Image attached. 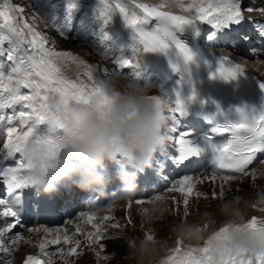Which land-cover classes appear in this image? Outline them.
<instances>
[{
  "label": "snow or ice",
  "instance_id": "obj_1",
  "mask_svg": "<svg viewBox=\"0 0 264 264\" xmlns=\"http://www.w3.org/2000/svg\"><path fill=\"white\" fill-rule=\"evenodd\" d=\"M100 3L102 7L99 9V13L105 22L110 19L115 8L124 16L125 21L130 26H135L145 17H159L177 26L200 21L210 23L216 28L239 25L245 19L242 14V0H193V3L187 5V7L177 2L174 6L179 7L185 13H189L188 16L172 15L167 11H157L155 7L150 8L147 4L136 3V7L143 13L142 16H138L129 14L119 3H115L114 8L107 4L105 0H100ZM251 10L249 8V11ZM259 10L264 13V8ZM16 12L22 14L24 10L23 8L9 7L7 4L0 8V42L9 39L10 36H15L28 44L27 54L15 61L11 72L7 75L0 74V125H3L2 131L6 134L3 147H0V165H3L5 161L14 159L17 154L20 156L24 144L33 137L32 121H48L59 126L61 113L70 110V101L86 104L96 95L95 86L91 83L92 70L90 64H85L82 60L76 61L82 66L83 71L81 74L90 83H86L82 79L67 78L62 71L61 62L68 54L54 52L47 48L45 45L48 41L45 37L31 25L25 23L22 15H15ZM256 23L259 25L258 34L264 36V22ZM139 42L145 52H163L171 42L175 44L178 52L186 59L192 58L190 50L184 45L173 41L168 32H161L160 34L141 32ZM262 54H264V51H262ZM223 59L227 61L228 58L223 57ZM123 63L129 65L131 62L124 61ZM218 71L225 79H230L235 78L238 73H242L243 67L240 64H235L230 68H226L222 63ZM259 86L264 90V83ZM150 99L156 98L150 97ZM191 99H195V96L193 95ZM110 103L111 101L105 97L97 101L96 106L98 109H102ZM177 105H182V101L178 99ZM17 106H19V111L16 110ZM5 109H11L12 113L10 115L5 114ZM170 131H174V129ZM226 131L231 132L232 138L222 146L213 149L215 153V170L210 174L213 181L218 175L221 176L224 182L234 179L233 175L222 174V170H227L231 174L248 175L247 170L257 159V154L264 151V143L261 142L264 138V113L254 117L251 121L245 120L233 125ZM241 133L246 134L241 135ZM177 143L179 144L178 163H182L198 152V149L183 137L178 139ZM46 145L48 153L56 150V145L52 140H47ZM260 162L264 163V160ZM29 167L30 165L26 164L21 157L15 161L14 166H0V181L7 187V197L0 198V209H2L0 219L5 220V224L0 226V253L4 254L0 259L10 256V250L4 245L3 240L6 235L11 233L13 228L20 224L17 208L21 202V190L31 188L29 177L25 174L26 169ZM253 179H255L254 175ZM197 183H202V181L199 179L194 181L191 176H184L175 181L172 187L167 188V191L182 193L183 205L187 209L189 196L193 194L196 196L202 195L200 192L194 193L193 191ZM212 196L215 199L216 193L213 192ZM161 198L165 197L157 194L150 199L135 198L134 202L137 205H144ZM219 198H225L223 184L220 186ZM132 203L133 198L127 202V206L130 208ZM259 203L264 205V199H260ZM109 207H112V205H109ZM252 207L255 208L256 205L253 204ZM259 211H264V207H261ZM184 215H188L187 211ZM8 218H12V220H8ZM83 219L85 223L91 224L94 229V231L86 234V239L90 245H99L100 251L95 253L97 260H111V256L101 255L104 250L101 241L116 237L106 236L102 228L103 223L111 220L112 217L105 215L99 218V222H94L97 220L94 213H84ZM128 222L131 223V221ZM261 226H264V222L259 221L255 215L251 217L246 225L247 228L252 230ZM111 227L117 228L119 225L113 223ZM43 231L47 233L49 229L44 228ZM226 231V228H220L213 234V239L219 240ZM142 237L148 240L154 238L148 232H143ZM19 239V235L12 238L11 243L13 246ZM62 239L63 243L68 244L71 238L65 234ZM60 242L61 238L59 236L51 241L45 240L39 245L40 252L46 255L45 247L47 244H60ZM74 243L79 246L80 242L75 240ZM174 243L175 247L170 249L171 255L167 256L165 264H264V253L249 255L237 252L235 254L220 255L217 258V253L208 241H205L202 247H188L183 252L181 251L182 241L177 239ZM75 254L76 248L70 247L66 252L60 251V258L64 261V264H69L68 257ZM25 264H54V262L51 259L41 261L30 255L27 257Z\"/></svg>",
  "mask_w": 264,
  "mask_h": 264
},
{
  "label": "clouds",
  "instance_id": "obj_2",
  "mask_svg": "<svg viewBox=\"0 0 264 264\" xmlns=\"http://www.w3.org/2000/svg\"><path fill=\"white\" fill-rule=\"evenodd\" d=\"M165 3L172 7L171 0ZM95 89L96 95L88 103L61 113L59 126L51 124L49 136L32 137L24 144L20 157L30 165L25 174L37 195L52 197L61 190H75L104 197L115 182L118 188L110 194L111 205L126 203L134 197L139 175L151 167L154 154L168 140L164 116L168 105L152 94L147 82L105 72ZM105 97L111 103L98 109L97 101ZM47 140L56 145L52 153L47 151ZM109 166H113L112 172ZM252 205L245 197L225 196L212 216L177 222L171 231L189 247L198 248L201 242L208 241L217 258L237 252L258 255L264 253V226L255 230L246 227L254 215ZM168 212L166 198L137 209L149 230ZM255 216L264 222V211ZM220 228L227 231L219 240L213 239ZM119 238L125 241V258L132 264H162L158 238L148 240L126 234Z\"/></svg>",
  "mask_w": 264,
  "mask_h": 264
},
{
  "label": "bare ground",
  "instance_id": "obj_3",
  "mask_svg": "<svg viewBox=\"0 0 264 264\" xmlns=\"http://www.w3.org/2000/svg\"><path fill=\"white\" fill-rule=\"evenodd\" d=\"M80 1H83L82 3ZM36 4H38L43 9H47L48 5L44 0H35ZM105 2L111 5L113 8L115 3H119L120 6L124 7L129 14H136L138 16H142L143 13L136 7V3L147 4L150 8L155 7L166 9L171 12L181 11L179 7L174 6L177 3V0H171L172 7L170 8L168 3H165V0H105ZM74 9L79 8L80 5H83V8H88V12H94V16L96 18H102L99 13L100 7H102L100 0H73ZM8 5L9 7L15 8L13 4L9 0H0V8H3L4 5ZM179 4L187 5L192 4L189 0H179ZM19 16V13H14ZM76 13L72 12L71 17L74 18ZM109 20H116L122 30V33L125 37L132 43V59L134 62V66L137 68V71H133L129 73L126 77L129 79H135L138 82L142 83L141 80L143 78L149 77L150 82L148 83L151 86L152 91H158L159 81L152 77V73H148L147 70L142 68L139 63L140 56L144 52L143 46L139 42V37L136 32V28H149L156 29L160 27L161 21L157 18L153 17H145L142 18L135 26H130L124 19V16L118 11L113 10L111 13ZM72 21V20H69ZM66 26L65 29L67 27ZM32 27L39 32V27L37 24L32 25ZM68 29V28H67ZM53 31V30H52ZM46 34H49L50 38L47 40L48 43L45 45L47 48L54 52L57 51V47L64 46L68 47V41L65 37H60L56 35V31L50 33V31H46ZM45 37V36H44ZM46 39V37H45ZM110 40L112 43V48H107L101 51V55L98 59L92 60L88 57L81 54L80 51H85V49L81 48L80 44L74 43L73 48L62 49L61 53L68 54L63 61L61 62L62 71L64 75L69 79H82L86 83H90L87 81V78L84 77L81 73L83 71L82 66L76 63V61L82 60L85 64H90L92 70V85L98 84L103 78V74L100 73V67H105L106 62H112V56H115L118 52L122 51L121 44L117 46L116 40L114 37L110 35ZM84 45V43H81ZM53 45L57 47L53 48ZM79 49V50H78ZM93 51V49H89ZM28 44L26 41L15 37L10 36L9 39L0 42V74L7 75L11 72L15 61L27 54ZM11 58V59H10ZM260 72L264 75V64L260 67ZM106 72L112 73H121L125 74V70L123 69L121 62L119 60V67L117 70L111 69ZM27 91V90H23ZM17 111H19V106H17ZM5 114L10 115L12 113L11 109H5ZM3 125H0V131L2 130ZM6 139V134L0 138V147H3L4 140ZM253 175L255 179H253ZM202 183H197L194 188L195 192H200L201 196H196L195 194L189 196V204L187 209L184 208L183 205V194L179 192H164L159 193L162 196H167V205L169 208V212L163 220L156 221L151 225V228H147L140 220L137 215V209L144 205H137L135 202L131 204L129 208L126 203H120L119 205H112V207H106L101 210H97L94 212L97 220L94 222H99V218L105 215H109L112 217L111 220L105 221L102 225L104 234L111 233L114 235L126 234L129 237H142L143 232H148L152 234L154 237L160 240L162 246V252L160 255V260L162 264H165L166 258L168 255H171V248L175 247V240L177 238L173 235L171 229L172 226L180 221L189 220V221H198L202 216L208 215L212 216L217 212V205L221 198H219L220 186L224 185V193L225 196H242L249 199L252 204H255L256 207L252 208V212L254 215H259V209L264 207V205L260 204L259 201L262 196H264V163H259L258 165L253 166L248 170V175H239L238 177H234V179L224 182L221 177H216L213 179H199ZM175 183V182H174ZM173 185V183H172ZM216 193V198L214 199L212 193ZM175 200V202H174ZM187 211L188 215L185 216L184 213ZM128 221H131L129 223ZM116 223L119 225L117 228L111 227V224ZM5 220L0 221V225H4ZM79 230H78V227ZM44 228L49 229V232L45 233L43 231ZM94 231L91 224L85 223L83 219V214L76 216L73 219V225L71 227L65 226H47L44 224H36L33 225L32 228L23 229L19 226H16L11 230V233L4 237V245L10 246L12 249H15L14 256H10L3 261H0V264H21V260L26 256L27 253L30 252H40L39 245L41 242L48 240H54L59 236L61 238V242L59 245L54 246L53 244H47L45 247V253H47L46 258L52 259L53 262H57V264H64V261L60 258V251H67L70 247L76 248V254L68 257L69 264H115L113 261V252L115 250L114 244H118V239H105L101 241L104 245V250L101 252V255H109L112 257L111 260H97L95 253L100 251L99 245H90L88 240L86 239V234ZM67 234L71 239L68 244L63 243V236ZM19 235L20 239L13 246L11 243L12 238ZM113 236V235H112ZM79 240V246H76L74 241ZM123 242L122 250L126 255L127 246L123 239H120ZM115 242V243H113ZM203 246V242H201L200 247ZM189 246H186L184 242L181 244V251H185ZM3 254V253H2ZM83 259H87L84 261ZM126 259V258H125ZM106 261V262H105ZM117 262V261H116ZM124 264H132L131 261L126 260Z\"/></svg>",
  "mask_w": 264,
  "mask_h": 264
},
{
  "label": "rangeland",
  "instance_id": "obj_4",
  "mask_svg": "<svg viewBox=\"0 0 264 264\" xmlns=\"http://www.w3.org/2000/svg\"><path fill=\"white\" fill-rule=\"evenodd\" d=\"M9 1L11 2V4L15 6V8H23L24 12L22 14L18 12L19 15H22L24 19L29 20L30 21L29 25L37 24L38 26H40L39 28L41 29L42 33L49 31L51 29H59V31L57 32V36L65 37L69 42L67 44L68 47L60 46L58 47L59 49L73 48L74 46H76L74 45V43H77L81 45L82 49H85V51H80L81 54H84L86 57L90 59H97V57H99V53L97 51L98 50L97 44H99L101 48L102 47L104 48L106 45L110 44V39L108 36L107 29L104 26H102L100 23H98V21L95 18L89 17L88 14H86L87 13L86 11H83L82 14H78V17L75 18L74 22L72 21L73 24L70 27L69 31L61 30V27L64 26L67 21L72 20L71 13L74 11L73 3H72L73 0H44V2L48 4L47 9H43L42 7H40L38 4H36L35 0H9ZM92 32L95 34L98 33L96 35L97 36L101 35V38H94L96 42L95 44L87 42V39L86 40L84 39L85 40L84 45L81 44V41H83V39H81V37L83 38V34L85 35L91 34ZM93 37L94 36H91L90 39H93ZM76 47L79 48L78 46ZM89 49H93V51H90ZM113 60L114 61L110 63H106V67L112 69L118 66L117 57H115ZM100 69L102 74L106 72L105 68L101 67ZM128 71L129 72L136 71V68L128 69ZM119 75L125 76L123 74H119ZM116 237L115 239H117ZM120 239L121 238L118 239L119 245H117V243L114 244L115 250L112 255L115 264H124L127 260L125 259L126 255L122 250L123 242L120 241ZM11 254L12 255L10 256H14L13 253ZM4 259H6V257ZM4 259H1V261ZM83 260L86 261V263L88 262L87 259H83Z\"/></svg>",
  "mask_w": 264,
  "mask_h": 264
}]
</instances>
